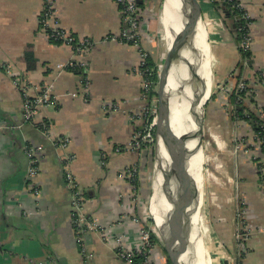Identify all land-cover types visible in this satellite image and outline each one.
<instances>
[{"label":"crops","instance_id":"0c3cea01","mask_svg":"<svg viewBox=\"0 0 264 264\" xmlns=\"http://www.w3.org/2000/svg\"><path fill=\"white\" fill-rule=\"evenodd\" d=\"M151 1L142 11L145 50L140 49L155 58L152 32L163 27L161 16L149 20L157 0ZM199 1L202 19L212 28L207 31L213 35V44L218 45L221 37L222 56L227 51L232 55L229 60L221 55L219 59L238 65L242 62L236 35L240 16L234 15L232 24L226 21L229 29L208 0ZM238 1L251 21V60L243 80L253 101L246 109L264 124V0ZM44 10L45 0H0V63L11 67L9 73L0 69V264H126L116 257L115 239L121 238L126 249L135 248L142 219L137 216L131 184L118 174L139 168L140 150L123 148L141 121L132 122L120 111L105 112L102 105L118 102L128 113L147 105L141 94L142 76L137 73L140 51L109 40L124 27L123 15L112 0H56L48 23L56 21L77 41L90 40L92 46L81 54L66 43L49 40L42 26ZM27 47L34 60L32 69L23 59ZM68 61L85 66L80 73L77 68L59 70L57 65ZM16 77L32 97L50 88L58 95L57 103L26 122L22 91L13 83ZM84 79L89 82L88 99L68 96L84 89ZM62 138L68 140L65 148L55 144ZM29 147L40 149L33 180L27 176ZM67 156L72 161L67 162ZM252 166L244 167L246 175L238 181L246 195L249 231L247 253L239 264H264V194L258 170ZM67 171L85 200L84 214L99 226V231L84 235L89 259L76 241V210ZM231 232L237 237L242 229L234 226Z\"/></svg>","mask_w":264,"mask_h":264},{"label":"rangeland","instance_id":"374dc122","mask_svg":"<svg viewBox=\"0 0 264 264\" xmlns=\"http://www.w3.org/2000/svg\"><path fill=\"white\" fill-rule=\"evenodd\" d=\"M164 1L157 0L154 8L151 7L149 20L154 18L157 20L161 16ZM142 14L144 15V12ZM142 14L139 15V20L143 26L145 19L141 18ZM204 24L203 27L208 28L206 29L208 43L214 61H212V90L203 106L201 139L203 179L201 181V199L198 202L199 204H196L197 226H199L198 228L201 227V217L202 225L205 226V229L201 227L203 240L204 243H207L210 255L209 264H239L245 253H247L245 243L249 231L246 230V227H248L246 222V195L241 192L238 181L241 176L246 175L244 173L246 165H253L255 169H258V166L262 163L261 161L264 163V152H262L261 143L255 140L251 127L247 122L238 118L237 108L230 98L236 88L243 84L242 97L240 95L241 99L238 98L241 101V106L246 109V106L253 101L247 81L243 80L244 70L246 72L248 66L244 62L241 67H238V65L230 66L228 60L232 56L231 53L227 51L228 54L226 53L223 57V52H221L223 47L219 46L222 43V38H218V45L213 44V35L207 31L212 28L210 25L206 26L207 24ZM152 34L154 49L151 48L154 50L159 74L167 55V46L163 41L162 31L157 30ZM136 48L140 50V46ZM220 55L222 58L227 56L226 64L225 59H219ZM138 61L140 62V59ZM211 95H214V97L212 98ZM221 96L223 97L222 102H220ZM147 105L144 104L143 107L148 113L151 107ZM155 144L154 142L147 149H140L139 168L136 169L140 179V191L137 195H134L137 216L142 219V231H144V227L148 228L161 243L160 248H163L161 238L153 231L154 221L148 212V200L152 191L151 182L155 175ZM128 145L129 142L124 145L123 151H131ZM135 152L138 153V151ZM240 165L241 167H239ZM248 186L250 187L249 183ZM261 192L264 194L263 187ZM234 226L242 229L237 237L235 234L232 235L231 232ZM160 248L157 246L152 248L155 263L168 264L166 255Z\"/></svg>","mask_w":264,"mask_h":264},{"label":"built area","instance_id":"2783aa9c","mask_svg":"<svg viewBox=\"0 0 264 264\" xmlns=\"http://www.w3.org/2000/svg\"><path fill=\"white\" fill-rule=\"evenodd\" d=\"M118 7L122 10V15L125 21V27L122 31L114 36L109 37L110 41H119V42H129L134 47H138L141 35H142V24L139 20L140 9L138 7L137 0H112ZM55 3L56 0H45V10L44 16L42 18V26L44 29L48 31L47 37L54 41H61L62 43L68 44L72 50L76 54H81L84 51L88 50L92 46V42L90 40H80L74 42V38L66 33L63 29L59 28L56 21H54L53 25H49V20L52 18L54 10H55ZM235 8L242 11L241 19L245 21L244 25L239 29L241 40L238 43V47L243 52L250 51V47L252 44V35L250 33V18L248 13L243 9L242 4L238 1L237 3L233 4ZM139 54V65L137 73H139L142 77L146 74V69H144L145 59L148 56L147 51H141ZM248 60L245 58L244 63L247 65ZM85 66V64H84ZM83 63H77L74 61H68L66 63H60L57 65L59 70H64L66 68H76V67H84ZM0 69H3L6 72L11 71V67L6 64L0 63ZM14 84L18 86L22 91V98H23V116L26 122H33L36 117L38 116L39 112L49 106H53L58 101V95L52 93L50 88L44 89L40 92L37 96L32 97L29 95L28 89L25 83L22 81L21 78H14ZM147 80L145 79V82ZM149 83L146 82L144 84L146 90L148 88ZM84 89L81 90L80 93L72 92L67 94L73 98H82L83 100H87L89 96L88 91V82L87 79H84L83 83ZM243 90V84H240V87L236 88L235 95L241 94ZM239 97V96H238ZM156 100H152L151 104H149V112L142 106L140 107L139 111H131L130 113L127 112L126 109L121 105V103H106L102 105V108L105 112H116L120 111L129 115L132 122L137 123L138 121H143L144 127L140 130H137L132 139L129 142V148L131 151H139L143 145H151L154 143V132H155V120H156ZM155 104V105H154ZM153 108V109H152ZM145 110V111H144ZM247 110V109H246ZM248 111V110H247ZM148 114V116H147ZM247 115V112H244ZM248 124V123H247ZM249 125V124H248ZM250 126V125H249ZM261 127L264 130V124L262 123ZM256 141H259L262 145L264 144V133L261 136L254 135ZM55 144L59 147L65 148L67 147L68 140L66 138L59 139L55 142ZM40 149L29 147L26 149V155L28 158V169H27V176L29 179L33 180L37 173H38V155ZM124 150V149H123ZM72 156H67V162L72 161ZM258 172L264 176V165L258 166ZM137 175L136 169H127L124 171L119 172L118 177L121 179H129L134 180ZM66 179L67 183L72 190V205L76 210V216L73 220V226L77 235V243L80 247V251L83 255L86 256L87 259L91 257V254L87 253L85 244H84V235L90 231H99L98 224L93 219L89 218L84 214V198L81 195L82 193L75 187L73 183V177L69 171L66 172ZM264 184V182L262 183ZM264 189V185L262 186ZM35 194H38V191H34ZM247 230V229H246ZM248 232V231H247ZM105 238V236H104ZM107 240V237H106ZM115 254L118 259L123 261L126 264H132L136 255H142L144 257L143 264H156L155 258H153V250L152 248L154 245L150 243V234L149 231H141L140 235V242L139 244L132 249H126L122 246V239L116 238L115 239Z\"/></svg>","mask_w":264,"mask_h":264},{"label":"water","instance_id":"95a60500","mask_svg":"<svg viewBox=\"0 0 264 264\" xmlns=\"http://www.w3.org/2000/svg\"><path fill=\"white\" fill-rule=\"evenodd\" d=\"M179 2L182 9L180 28L174 33L163 67L158 74L154 132L155 157L157 159L159 154L158 144L161 142L166 148L169 159L167 176L174 185L175 190L176 207L174 205V210H171V216L169 214L167 223L169 225L161 235L162 247L170 264H183L180 243L194 229L192 219L197 210L196 182L189 172L188 160L201 149L204 106L199 105L201 100L199 97H195L190 105V111L196 123L194 131L177 135L172 130L169 93L166 89L172 69L174 67L182 68L183 66L187 68L186 79L181 76L182 74L177 76L183 89L188 87L193 92L201 85L204 87V81L199 76L203 57L196 51L198 24H204L200 1L179 0ZM137 3H140V0H137ZM193 138H197L199 142L197 147L191 151L187 149V144ZM177 210L179 213H177Z\"/></svg>","mask_w":264,"mask_h":264},{"label":"bare ground","instance_id":"6f19581e","mask_svg":"<svg viewBox=\"0 0 264 264\" xmlns=\"http://www.w3.org/2000/svg\"><path fill=\"white\" fill-rule=\"evenodd\" d=\"M181 10L179 0H165L163 2L160 22L163 27V41L167 46V51L170 49L174 33L180 28ZM196 39V51L203 57L199 76L202 78V81H204V87L201 85L193 92L188 87L183 89L177 76L182 74L181 76L186 79L188 70L184 66L182 68L174 67L172 69L166 86L170 101L171 128L177 133V135L194 131L196 123L192 112L190 111V105L195 97L201 98L199 103L200 106L204 105L212 90V61H214V57L210 51L208 33L202 23L198 24ZM198 142L199 140L197 138L191 139L187 144V149L192 151L197 147ZM158 151L159 154L154 164L155 175L151 182L152 191L148 200V212L154 221L153 231L161 238L162 232L169 225L167 224L169 214L171 216L170 212L171 210H174L175 190L174 185L167 176L169 159L167 157L166 148L161 142L158 144ZM202 161V148L197 154L191 156L188 160L189 172L196 182L197 204H199L198 202L201 199V181L203 179L201 170ZM177 213H179L178 210ZM192 223L194 225L193 231L188 236H185L180 243V250L183 253L182 263L209 264L210 255L207 248L208 246L207 243H204L201 231V227L205 229V226L202 225V218L200 217V228L197 226V215L193 217Z\"/></svg>","mask_w":264,"mask_h":264},{"label":"trees","instance_id":"16d2710c","mask_svg":"<svg viewBox=\"0 0 264 264\" xmlns=\"http://www.w3.org/2000/svg\"><path fill=\"white\" fill-rule=\"evenodd\" d=\"M208 1L210 2L213 10L216 13H218V15L222 18V21H223L225 27H228L229 29L231 27L229 24L230 23L231 24L234 23V15H239L240 16V20H239L240 24L237 27V34H236L237 35V42L239 43V41L241 40V35H240L239 29L244 25L245 21L243 19H241L242 11L237 9V8H235L234 5H233L234 3H237L238 0H208ZM150 2H152V1L151 0H140V3H138V7L140 9L139 10L140 11V15L142 14L141 12L146 9L145 7L148 6V8H149ZM119 9H120V11L122 13V10H121L120 7H119ZM141 18H143V16H141ZM226 21H229V24ZM123 22H124V27H125L126 24H125V21H124V17H123ZM122 29L120 30V32L122 31ZM46 32L48 33L47 30H46ZM141 32H142V35H141V40H140L139 46H140V48L142 50H145L143 48V46H142V45H144V42H145V36H144V33H143V29L141 30ZM49 40H51V39H49ZM51 41L54 42V43H61V41H54V40H51ZM74 42H77V40L75 38H74ZM121 43H126L128 45L133 46L129 42H124L123 41ZM239 52H240V56H241L242 62H244V59L246 58L248 60L247 63H249L250 60H251L250 51L243 52L239 48ZM23 59L26 62L28 69H32L34 67V63H33L34 60H33L32 54H31V48L30 47H27L26 50L24 51ZM242 62L238 63V67L242 66ZM76 68L77 69H75V70L80 73L81 72V68H79V67H76ZM143 68L146 69V72H145L146 75L144 77H142L143 87L141 89V94H142L143 99L145 100V102L147 104H151L152 100H154V98L156 97V87H157V83H158V72H157V66H156L155 58L153 56H151L150 54L145 59V65H144ZM145 79L147 80L146 82L149 83L147 90H146V88L144 86V84L146 85ZM83 83H84V81H83ZM83 83H82V85H83ZM88 87H89V85H88ZM88 91H89V89H88ZM214 95H212L211 97L213 98ZM240 95L241 94H239L238 95L239 97H238L237 95H235V92H233V94H231V97H230L231 98V102L237 108V116H238V118L244 120L245 122H247L250 125L251 130L254 133V135L261 136L264 133V130L261 127L262 121H260V119L254 113L247 111L245 109V107L241 106V101L238 100V98H240ZM241 97H242V95H241ZM245 111L247 112V115L244 114ZM137 126L138 127L135 130L136 131L139 130V129L141 130L144 127L143 121L141 120V122ZM149 146L150 145H143L141 147V149H147ZM261 149H262V152H264V144L263 143L261 145ZM261 165L263 166L264 163L262 162ZM257 174L259 175V177H258L259 178V182L262 184L264 182V176H262L261 173H259V172ZM126 180L131 184L135 195H137V193L140 191V183H139L140 179H139L138 175H136V177H135V179L133 181L129 180V179H126ZM143 229L146 230V231H149L150 243L152 245L157 246L158 248H160L161 243L158 241V239L155 237V235H153L152 232L148 228L144 227ZM76 237H77V235H76ZM79 249H80V247H79ZM160 249L163 250V248H160ZM163 252H164V250H163ZM144 260L145 259H144V257L142 255H136L134 260H133V262H132V264H143ZM167 263L170 264L169 261H167Z\"/></svg>","mask_w":264,"mask_h":264}]
</instances>
